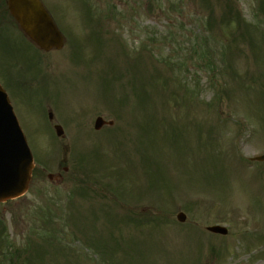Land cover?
<instances>
[{"label": "rangeland", "instance_id": "rangeland-1", "mask_svg": "<svg viewBox=\"0 0 264 264\" xmlns=\"http://www.w3.org/2000/svg\"><path fill=\"white\" fill-rule=\"evenodd\" d=\"M65 1L59 52L38 56L5 27L13 76L0 78L17 83L11 99L46 172L0 204V264H264V162L250 160L264 154L259 0H89L91 19L115 7L122 21L99 19L101 46L83 0ZM49 94L67 110L47 105L67 128L59 142ZM98 115L114 127L90 135Z\"/></svg>", "mask_w": 264, "mask_h": 264}, {"label": "water", "instance_id": "water-1", "mask_svg": "<svg viewBox=\"0 0 264 264\" xmlns=\"http://www.w3.org/2000/svg\"><path fill=\"white\" fill-rule=\"evenodd\" d=\"M8 7L25 34L39 47L47 51L53 47L62 48L63 37L39 0H8ZM102 123L99 118L96 128ZM32 169L33 157L26 138L0 85V202L18 197L27 190ZM178 218L184 221L185 215L180 213ZM210 230L227 233L220 227Z\"/></svg>", "mask_w": 264, "mask_h": 264}]
</instances>
